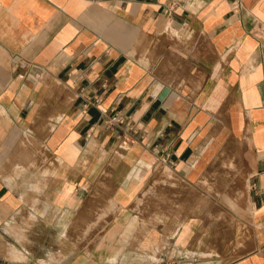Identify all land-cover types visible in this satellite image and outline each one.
<instances>
[{"label": "crops", "instance_id": "1", "mask_svg": "<svg viewBox=\"0 0 264 264\" xmlns=\"http://www.w3.org/2000/svg\"><path fill=\"white\" fill-rule=\"evenodd\" d=\"M0 2V246L145 204L99 264H264V0Z\"/></svg>", "mask_w": 264, "mask_h": 264}, {"label": "rangeland", "instance_id": "2", "mask_svg": "<svg viewBox=\"0 0 264 264\" xmlns=\"http://www.w3.org/2000/svg\"><path fill=\"white\" fill-rule=\"evenodd\" d=\"M163 169H165V167L160 168L155 174H153V178L168 179L167 176L169 174L163 172ZM142 207L149 208L150 205H132L127 214H123L120 218L118 214L120 209L118 206L110 204L108 206L106 205L105 209H103L102 204H96L95 218L94 220H89L88 223L86 220H79L78 223L76 221L72 223L71 220H52L48 221V224H45L44 222H36L32 225L35 228L34 232L36 235L30 237V245L37 254V260L36 258L31 259L29 255L28 257H14L13 250L15 249V251H18V249H20L19 246L23 244V237L21 236L16 237V241L6 245L5 248L3 246L0 247L4 250L6 249V252L8 253L7 257L10 259H25V261L31 264H33V262L36 264H62L71 262V258L72 262H86V259L88 258L89 261L95 260L96 263L99 264L104 258V255H108V252L103 253L100 251L102 250V232L104 229H125L134 227L158 229L166 225L167 220L161 218V216H166L164 213L154 215L153 219H143L140 211V208ZM104 210L106 212L105 217H103ZM63 226L67 228L66 234L63 236L57 235L56 233H58ZM45 227H50L54 230H49L47 235H42V231ZM119 238V236L116 237V243H119ZM58 250H62V254L57 252ZM110 254L111 258H115L119 253L118 251H112ZM28 258L31 259V261L27 260Z\"/></svg>", "mask_w": 264, "mask_h": 264}, {"label": "built area", "instance_id": "3", "mask_svg": "<svg viewBox=\"0 0 264 264\" xmlns=\"http://www.w3.org/2000/svg\"><path fill=\"white\" fill-rule=\"evenodd\" d=\"M0 7H1V2H0ZM110 120L115 124H121L123 122V120L120 117H112Z\"/></svg>", "mask_w": 264, "mask_h": 264}]
</instances>
